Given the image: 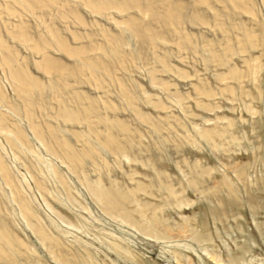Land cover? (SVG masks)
<instances>
[{"label": "rangeland", "instance_id": "rangeland-1", "mask_svg": "<svg viewBox=\"0 0 264 264\" xmlns=\"http://www.w3.org/2000/svg\"><path fill=\"white\" fill-rule=\"evenodd\" d=\"M89 1L0 0V264H264V0Z\"/></svg>", "mask_w": 264, "mask_h": 264}, {"label": "bare ground", "instance_id": "bare-ground-1", "mask_svg": "<svg viewBox=\"0 0 264 264\" xmlns=\"http://www.w3.org/2000/svg\"><path fill=\"white\" fill-rule=\"evenodd\" d=\"M172 1L167 3V4L165 3L166 6L164 7V9H163V11L161 13H157L156 11L154 12V10H153V2L151 0H132L131 3L129 1H125L124 0L121 3V5L123 4L125 6V5L132 4L133 6H138L140 4H143V6H145L146 12L151 16L152 19H158L160 21H163L165 24L166 23L169 24V23H172V22H174L176 20H181V18H182V15H181L182 14L181 13L182 9L177 4H174ZM230 1H233V0H230ZM106 2H107V0H98V1H94V2L93 1H89L88 3H93L91 5H94L95 7L109 6V3L107 2L108 4H106ZM156 2H155V4H156ZM233 2H235V0ZM121 7H123V6H121ZM32 86L36 87L37 84L35 82H32ZM27 90L29 91V89H27ZM27 93H29V92H27ZM106 148H110V143L106 144ZM74 159H75V157H71V160H74ZM91 191L94 194L95 198L101 203L104 211H106L108 213H111L112 210L113 211H115V210L118 211V209H119L118 208V204L120 203V201H119V199H117L115 201V199L118 196H111L112 193H109L107 191L101 190L100 188H96L95 190L91 189ZM170 193H171V191H170ZM117 214L118 213L115 212V215H117ZM127 214L128 213L119 214V215L122 217V220H125L124 222H128L127 224H130V225L134 224V222L130 221L129 216ZM33 232L37 235L38 240L42 241V240L46 239V237L40 231H33ZM2 238H3V235L0 236V240L2 242L7 243L8 246H10V247H12L14 243L17 244V242H12V241L8 242V241H6V240H4ZM156 238H160L161 239L160 236L159 237L156 236Z\"/></svg>", "mask_w": 264, "mask_h": 264}]
</instances>
